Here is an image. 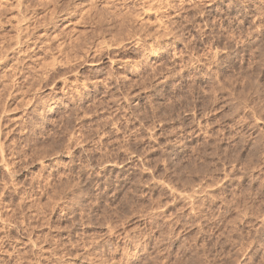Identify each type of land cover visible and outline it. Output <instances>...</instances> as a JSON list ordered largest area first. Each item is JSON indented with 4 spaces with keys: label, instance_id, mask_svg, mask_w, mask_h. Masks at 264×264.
Returning <instances> with one entry per match:
<instances>
[{
    "label": "rangeland",
    "instance_id": "374dc122",
    "mask_svg": "<svg viewBox=\"0 0 264 264\" xmlns=\"http://www.w3.org/2000/svg\"><path fill=\"white\" fill-rule=\"evenodd\" d=\"M0 61V264H264V0H0Z\"/></svg>",
    "mask_w": 264,
    "mask_h": 264
},
{
    "label": "bare ground",
    "instance_id": "6f19581e",
    "mask_svg": "<svg viewBox=\"0 0 264 264\" xmlns=\"http://www.w3.org/2000/svg\"><path fill=\"white\" fill-rule=\"evenodd\" d=\"M93 2H94V1H93ZM28 27H29V26H28ZM21 28H22V27H21ZM25 28L28 29L27 26H25ZM26 29H25V30H26ZM24 32H25V31H24ZM25 33H26V32H25ZM20 35H21V33H20ZM18 38H19V37H18ZM21 38H22V36H21ZM18 40H19V39H18ZM20 44H21V43H20ZM108 49H109V48H108ZM117 56H118V55H117ZM6 57H7V56H6ZM118 57H119V56H118ZM7 58H8V57H7ZM1 59H2V58H1ZM3 59H4V58H3ZM5 59H6V58H5ZM109 59H110V58H109ZM119 60H120V59H119ZM0 62H1V61H0ZM3 63H4V62H3Z\"/></svg>",
    "mask_w": 264,
    "mask_h": 264
}]
</instances>
